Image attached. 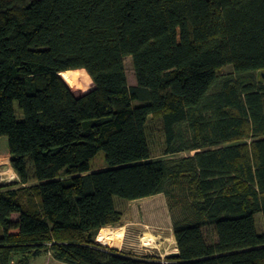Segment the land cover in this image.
<instances>
[{"label":"trees","instance_id":"obj_1","mask_svg":"<svg viewBox=\"0 0 264 264\" xmlns=\"http://www.w3.org/2000/svg\"><path fill=\"white\" fill-rule=\"evenodd\" d=\"M78 70L93 89L77 96ZM261 73L264 0H0V137L17 176L0 185V264H161L96 241L122 220L114 198L161 194L179 252L166 264H264Z\"/></svg>","mask_w":264,"mask_h":264},{"label":"rangeland","instance_id":"obj_2","mask_svg":"<svg viewBox=\"0 0 264 264\" xmlns=\"http://www.w3.org/2000/svg\"><path fill=\"white\" fill-rule=\"evenodd\" d=\"M124 66L128 85L134 86L135 76L130 57L125 58ZM77 73L79 80L72 86H67L78 96L92 90L93 84L84 70H78ZM219 74L220 77L229 76L233 74V71L231 67L227 66L224 67ZM218 87L219 84L215 89L217 90ZM14 107L16 113L21 117L17 105ZM147 127L152 155L155 158H161L163 157L164 142L161 120L150 118ZM193 154L194 152L180 153L175 155L174 158L187 157ZM0 157H2V161H0V185H3V183L9 185L13 178L17 179V176L13 172L10 167V162L8 161V141L6 137H0ZM92 169L96 171L105 169L103 152H99L92 161ZM4 172H7L8 176L2 175ZM10 178L11 181H8ZM114 204L122 213V220L117 226L104 228L98 234L99 238L97 236L96 241L99 243L103 236L105 244H99L113 249L118 254L139 260L155 261L161 264L166 263V255L174 251L166 247L165 244V239L173 236V232L172 222L164 195L161 194L132 202L114 198ZM255 223L257 232L263 233L264 224L261 213L255 215ZM210 232L211 230H205L206 238L209 241L214 240L212 236H210ZM151 236H154L155 239H147V242H141V239L144 240V237L151 238ZM105 240L108 242H105Z\"/></svg>","mask_w":264,"mask_h":264},{"label":"crops","instance_id":"obj_3","mask_svg":"<svg viewBox=\"0 0 264 264\" xmlns=\"http://www.w3.org/2000/svg\"><path fill=\"white\" fill-rule=\"evenodd\" d=\"M0 161H2V157H0ZM8 161H9V154H8ZM11 167V166H10ZM14 180H16L15 178H13L12 179V181H14ZM8 181H11V179L10 180H8ZM11 181V182H12ZM2 182H6V181H2ZM2 182H1V184H2ZM3 185H7V184H5V183H3ZM101 235H102V233H101ZM98 238H99V236H98ZM99 240V239H98ZM110 240V239H109ZM142 240V239H141ZM105 242H108L107 240H105ZM142 242V241H141ZM99 243H101V244H105L104 243V238H103V236H102V238H101V240L99 241ZM143 244V243H142ZM13 264V263H12ZM30 264H62V263H59V262H57V261H54L53 259H52V257H51V255L50 254H47V255H44V256H42V257H40V258H37V259H35V260H33Z\"/></svg>","mask_w":264,"mask_h":264},{"label":"bare ground","instance_id":"obj_4","mask_svg":"<svg viewBox=\"0 0 264 264\" xmlns=\"http://www.w3.org/2000/svg\"><path fill=\"white\" fill-rule=\"evenodd\" d=\"M6 170V169H5ZM2 172V171H1ZM2 175H7V172H4ZM8 176V175H7ZM7 179V178H6ZM11 179V178H10ZM154 238V236H151V238H147V237H144V240H141L143 242H147V239L148 240H152ZM155 239V238H154ZM157 239V238H156ZM165 244H166V247L172 249L174 252L177 250L176 248V243H175V239L173 236L165 239ZM160 247V246H159Z\"/></svg>","mask_w":264,"mask_h":264},{"label":"water","instance_id":"obj_5","mask_svg":"<svg viewBox=\"0 0 264 264\" xmlns=\"http://www.w3.org/2000/svg\"><path fill=\"white\" fill-rule=\"evenodd\" d=\"M260 77H261V79L264 80V73H261V74H260ZM178 257H179V252H178V250H176L175 252L168 253V254L166 255V258H178ZM164 264H166V263H164Z\"/></svg>","mask_w":264,"mask_h":264}]
</instances>
